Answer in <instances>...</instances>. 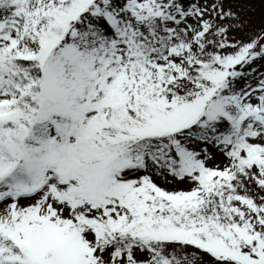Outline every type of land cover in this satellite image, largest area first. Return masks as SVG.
Masks as SVG:
<instances>
[{
    "label": "snow or ice",
    "instance_id": "6c2138e0",
    "mask_svg": "<svg viewBox=\"0 0 264 264\" xmlns=\"http://www.w3.org/2000/svg\"><path fill=\"white\" fill-rule=\"evenodd\" d=\"M0 264H264V0H0Z\"/></svg>",
    "mask_w": 264,
    "mask_h": 264
}]
</instances>
